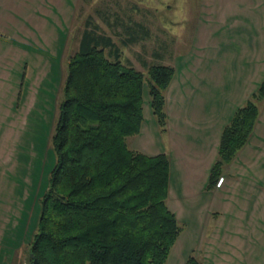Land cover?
<instances>
[{"label": "trees", "instance_id": "trees-1", "mask_svg": "<svg viewBox=\"0 0 264 264\" xmlns=\"http://www.w3.org/2000/svg\"><path fill=\"white\" fill-rule=\"evenodd\" d=\"M96 12L111 32L88 15L68 56L51 135L55 164L29 264H166L183 229L167 204L169 156L131 148L127 140L141 129L145 92L166 129L165 93L175 69L156 49L153 61L142 60L145 72L135 67L122 47L149 38L148 27L122 9ZM251 96L221 130L208 188L249 141L264 79ZM183 264L202 263L190 254Z\"/></svg>", "mask_w": 264, "mask_h": 264}, {"label": "rangeland", "instance_id": "rangeland-1", "mask_svg": "<svg viewBox=\"0 0 264 264\" xmlns=\"http://www.w3.org/2000/svg\"><path fill=\"white\" fill-rule=\"evenodd\" d=\"M259 1L257 8L251 9V13L255 10L258 15L256 49L243 58L237 52L243 36L235 31L236 15H218L216 11L219 7L235 12L237 4L231 1L226 7L215 0H79L69 30L62 21L63 15H44L42 21L47 24L36 29L35 34L41 36L44 44L41 41L32 46L27 55L19 54L21 57L18 54L8 57L6 48L0 50V218L4 215L9 219L5 220L4 226L0 225V264H29L30 245L38 231L42 198L49 187L55 164L51 135L62 99L67 60L77 49L85 18L91 15L104 30L111 32L96 10L111 9L122 15V9L136 21L144 23L149 29V38L123 46L124 58L145 72L143 59L153 61L151 53L155 49L164 54L162 62L175 69L165 93L166 114L181 107L176 110L186 118L183 120L194 125L191 119H187L190 118L187 115L189 109L204 107L207 122L198 127L194 125V134L208 128L212 135L213 130L230 121L237 107L252 98V93L264 79V18L259 16L264 5ZM67 8V5H54L51 9L56 14ZM113 16L109 17L110 20ZM201 27L205 28L208 38L203 45L195 38ZM47 31L55 36L48 42L42 36ZM49 42L52 45L49 46ZM197 61L202 62L195 68L194 62ZM207 61L210 64L205 67ZM232 62L235 64L228 66ZM212 63H217L215 69L224 73L225 83H216L208 76L200 77L202 71L214 70ZM143 99L142 130L128 137V146H147L150 151H164L172 157L175 150L171 153L169 148L167 124L162 130L152 113L146 92ZM258 103L259 116L264 117V100ZM146 127L152 129L149 137ZM261 163L264 167V157ZM253 164L255 160L249 169L239 172V168L229 172L223 167L226 180L219 190L232 202L227 204L238 208L235 220L264 223V168L259 172L253 169ZM205 188H208L207 184ZM189 223L196 229L195 222ZM182 225L183 237L184 233L193 232L188 223L182 222ZM190 238H183L186 241L184 247L174 244L166 264H180V255H196V250L202 249L199 242H192Z\"/></svg>", "mask_w": 264, "mask_h": 264}, {"label": "crops", "instance_id": "crops-1", "mask_svg": "<svg viewBox=\"0 0 264 264\" xmlns=\"http://www.w3.org/2000/svg\"><path fill=\"white\" fill-rule=\"evenodd\" d=\"M215 1L226 7L230 5L228 3L231 1L237 4L235 12L231 13V10L228 9L221 10L219 7L216 11L218 15H236L238 24L235 26V31L237 30L239 36L240 34L243 36L237 52L239 51V57L243 58L252 49H256V21L258 15L255 10L251 13V9L257 8V0ZM78 2L79 0L70 2L66 0H0V50L6 48L8 57L16 54L27 55L28 49L31 50L32 46L38 45L42 41L41 36L37 37L35 34H37L36 29H40L44 24H47V22L42 21L44 15H63L62 21L65 22L69 30ZM259 2L264 5V0ZM54 5L59 7L67 5L68 8L66 11L53 14L51 8ZM262 15H264V7H262L259 14L260 18H264ZM231 19L232 17H229V20ZM39 31L42 32V29ZM262 35H264V32H262ZM42 36L46 42L55 38L48 31ZM195 38L200 45L207 42L208 38L207 35L205 36L204 27L199 29ZM64 42L65 33L61 37L62 46ZM47 44L50 46L52 42ZM242 51L245 52L241 55ZM233 54H235L234 50ZM201 62H194L196 64L195 68L199 67ZM204 63H207L205 67L210 64L208 61ZM216 64L212 63L211 67L214 70L208 73L205 71L203 73L202 71L200 77L208 76V78L216 80V83H225L223 80L224 73L215 69ZM234 64L232 62L228 66ZM254 68L256 67L254 66ZM172 87L173 83L170 85V89ZM180 108H174L167 114L169 148L171 153L175 150L174 155L169 157L170 171L167 204L180 223L186 222L188 227L192 228L189 221H193L196 229L192 228L193 232L191 234L184 233V237L182 236L183 233H181L175 244L178 246L182 244V247H184L186 241L183 238L187 240L190 237L189 240L192 242H199L202 245V249H197L195 256L202 264H264V223L244 219L241 221L235 220L234 217L236 215L234 214L239 211L238 208L229 205L232 202L219 190L225 183L226 178L224 176L220 185H217L218 178L215 186L205 188L210 167L217 155L220 133L225 124L221 128L217 127V130H213L212 135H210L208 128L201 133L194 134V125L198 127L205 124V121L207 122L206 110L204 107L189 109L187 115L190 118L187 119H191L194 124L191 125L186 120H183L186 118L180 114L179 110H176ZM146 130L149 137L152 129L150 128L149 130L146 127ZM133 148L148 154L164 152L159 150H156L157 152L154 150L150 151L147 146ZM262 149H264V117L259 116L249 141L226 170L233 172L239 168V172L240 170L249 169L250 164L254 163L255 160V164L251 166L260 172L264 168L261 163V159L264 157ZM226 202H229V204ZM3 206L5 207L6 204L3 203ZM212 213H216V215ZM5 220L9 219L3 215L0 218L1 226L2 224L4 226ZM187 256L188 254L180 255V264L184 263Z\"/></svg>", "mask_w": 264, "mask_h": 264}, {"label": "built area", "instance_id": "built-area-1", "mask_svg": "<svg viewBox=\"0 0 264 264\" xmlns=\"http://www.w3.org/2000/svg\"><path fill=\"white\" fill-rule=\"evenodd\" d=\"M222 179V177L219 179V181L217 182L218 185L222 182Z\"/></svg>", "mask_w": 264, "mask_h": 264}]
</instances>
